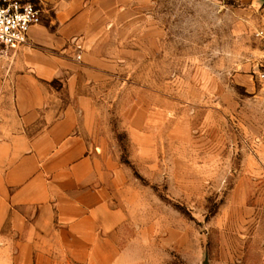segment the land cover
<instances>
[{
	"label": "rangeland",
	"instance_id": "374dc122",
	"mask_svg": "<svg viewBox=\"0 0 264 264\" xmlns=\"http://www.w3.org/2000/svg\"><path fill=\"white\" fill-rule=\"evenodd\" d=\"M35 2L51 25L54 7ZM119 12L92 50L111 64L91 82L80 70L77 89L95 109L89 141L126 177L136 248L149 264H264V0H122ZM15 56L0 60V143L17 132L3 88ZM41 84L68 103L64 79Z\"/></svg>",
	"mask_w": 264,
	"mask_h": 264
},
{
	"label": "crops",
	"instance_id": "0c3cea01",
	"mask_svg": "<svg viewBox=\"0 0 264 264\" xmlns=\"http://www.w3.org/2000/svg\"><path fill=\"white\" fill-rule=\"evenodd\" d=\"M121 1L47 0L52 24L32 27L12 59L3 88L15 93L18 122L0 143L1 161L12 163L0 173V264H149L118 201L126 177L89 141L95 109L77 89L80 70L91 82L111 64L92 50ZM61 79L68 103L53 105L41 82Z\"/></svg>",
	"mask_w": 264,
	"mask_h": 264
},
{
	"label": "built area",
	"instance_id": "2783aa9c",
	"mask_svg": "<svg viewBox=\"0 0 264 264\" xmlns=\"http://www.w3.org/2000/svg\"><path fill=\"white\" fill-rule=\"evenodd\" d=\"M42 22L35 0H0V60L10 59L28 43L30 29ZM261 57L257 72L264 87V28L256 33Z\"/></svg>",
	"mask_w": 264,
	"mask_h": 264
}]
</instances>
